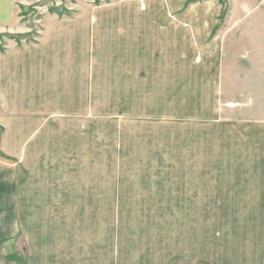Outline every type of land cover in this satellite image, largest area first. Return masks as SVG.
<instances>
[{"label":"rangeland","instance_id":"374dc122","mask_svg":"<svg viewBox=\"0 0 264 264\" xmlns=\"http://www.w3.org/2000/svg\"><path fill=\"white\" fill-rule=\"evenodd\" d=\"M4 2L0 264H216L264 212L180 189L264 185V0Z\"/></svg>","mask_w":264,"mask_h":264},{"label":"crops","instance_id":"0c3cea01","mask_svg":"<svg viewBox=\"0 0 264 264\" xmlns=\"http://www.w3.org/2000/svg\"><path fill=\"white\" fill-rule=\"evenodd\" d=\"M0 3L5 4L4 0H0ZM3 9H7L10 12L8 7L2 8L0 9V16L4 13ZM25 63L11 62L9 57L0 56V99H4L14 93H18V96H21L20 78L26 74ZM195 171H198L197 168ZM185 180H187V174H185ZM225 206L227 209L229 208L228 210L251 209L264 212V185L240 188V191L233 188L212 190L211 188L205 189L198 185L188 186L187 181H185L184 188L180 189V208L185 211L195 212L196 217L198 216L196 213L198 211L224 210ZM263 217L261 215L258 218L259 221L256 222L255 226L253 224H237L235 227H226V237L225 239L222 237L223 240L219 241L220 244L226 243V252L224 255H222V252H217L216 264H264ZM198 221L199 219L195 218L194 224L196 226ZM211 221L213 220L211 219ZM216 226L212 227L219 228L222 225L216 224ZM219 249L220 247L217 246V251ZM213 252L216 253V251L211 249L210 253Z\"/></svg>","mask_w":264,"mask_h":264}]
</instances>
